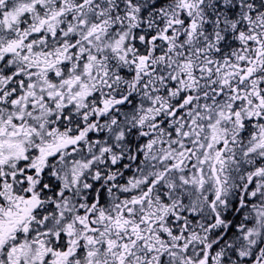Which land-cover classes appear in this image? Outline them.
<instances>
[{
  "label": "snow or ice",
  "instance_id": "obj_1",
  "mask_svg": "<svg viewBox=\"0 0 264 264\" xmlns=\"http://www.w3.org/2000/svg\"><path fill=\"white\" fill-rule=\"evenodd\" d=\"M0 264H264V0H0Z\"/></svg>",
  "mask_w": 264,
  "mask_h": 264
}]
</instances>
